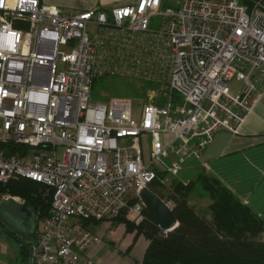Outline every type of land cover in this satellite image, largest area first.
<instances>
[{
    "label": "built area",
    "instance_id": "2783aa9c",
    "mask_svg": "<svg viewBox=\"0 0 264 264\" xmlns=\"http://www.w3.org/2000/svg\"><path fill=\"white\" fill-rule=\"evenodd\" d=\"M163 3L107 13L0 0V144L29 148L0 151V182L31 178L50 194L31 264H97L84 254L104 242L99 222L125 211L141 222L140 191L170 185L218 130L238 133L264 94V0ZM112 76L158 85L163 103L154 92L136 120L132 98L92 100Z\"/></svg>",
    "mask_w": 264,
    "mask_h": 264
},
{
    "label": "crops",
    "instance_id": "0c3cea01",
    "mask_svg": "<svg viewBox=\"0 0 264 264\" xmlns=\"http://www.w3.org/2000/svg\"><path fill=\"white\" fill-rule=\"evenodd\" d=\"M44 1L69 12L99 8L107 13H111L114 7L132 2V0ZM164 1L167 5H176L179 2ZM201 175H207L214 184L216 183L215 187L214 189L198 187L191 190L188 193L189 203L212 218L211 206L221 192L228 193L232 198L227 196V199L238 205V211L248 221L247 233L264 241V94L259 96L238 133L225 129L218 130L202 158L189 161L177 177L190 180ZM6 197L8 196L0 194V202ZM169 206L173 207V202H170ZM96 230L103 236L106 234V242L100 246H92L84 254V258L92 256L97 264H142L149 244L145 235L128 231L123 223L113 225L105 234L104 231L103 233L100 231L99 224ZM10 242L0 232V264L3 263V256L9 252ZM108 243L112 244V249L107 247ZM21 253V264H31L30 257L25 260Z\"/></svg>",
    "mask_w": 264,
    "mask_h": 264
},
{
    "label": "trees",
    "instance_id": "16d2710c",
    "mask_svg": "<svg viewBox=\"0 0 264 264\" xmlns=\"http://www.w3.org/2000/svg\"><path fill=\"white\" fill-rule=\"evenodd\" d=\"M163 4L167 5V2ZM106 80L97 78L94 88ZM0 151L6 155L26 154L29 148L5 143L0 144ZM215 184L207 175L190 180L174 177L170 185L162 184L159 179L150 184L149 190L164 202H173V213L179 225L167 233L147 208L144 219L139 223L122 217L127 211L117 217H121L120 222L128 231L143 234L149 240L142 264H264V241L247 233L248 221L238 211V205L227 199L228 193L221 192L211 206L212 218L189 203L191 190L198 187L214 189ZM42 187L45 186L31 178L21 177L7 184L0 182V194L9 193L23 198L36 210L40 226L51 210L50 202L42 197ZM21 251L23 258L28 260L29 250L24 248Z\"/></svg>",
    "mask_w": 264,
    "mask_h": 264
},
{
    "label": "rangeland",
    "instance_id": "374dc122",
    "mask_svg": "<svg viewBox=\"0 0 264 264\" xmlns=\"http://www.w3.org/2000/svg\"><path fill=\"white\" fill-rule=\"evenodd\" d=\"M162 22H163L162 16H155L152 21V26L155 28H159L162 26ZM105 79L107 80L103 82L102 85L96 86L93 89L92 100L94 101L104 100L109 96H124L128 98H132L133 99L132 113L134 119L136 120H140L141 118L143 103L151 102L152 100L150 98L151 94L155 92L153 101L156 103H161L162 99H164L160 87L158 85H155L154 83H149L141 79L139 80L132 77H123V76H112ZM228 85L232 93L236 94L242 90L244 83L243 81L239 80L237 77H234L229 81ZM40 191L42 193V197L46 199V201L49 203L50 194L47 191V188L42 187ZM5 195L14 196L17 199L20 197V196L11 195L9 193H5ZM122 217H127L129 219L134 220V215L129 212H126ZM120 218L111 221H100L99 222L100 231L103 233L104 229L106 228L104 231L105 234V232H107L113 225L122 223L120 222ZM105 235H104V242L101 243L100 245H103L106 242ZM7 239L9 238L7 237ZM9 240L11 241L10 242L11 244L8 243L9 252H7L4 255L5 257L3 256L2 264H21V259H22L20 256L21 249L19 248V245L15 241H12L11 239ZM35 241H36V237L34 236L31 238L30 242L34 243ZM107 247L111 249L113 248L112 244L110 243L107 244ZM91 258L93 259L92 256ZM98 258L101 259L99 256Z\"/></svg>",
    "mask_w": 264,
    "mask_h": 264
},
{
    "label": "water",
    "instance_id": "95a60500",
    "mask_svg": "<svg viewBox=\"0 0 264 264\" xmlns=\"http://www.w3.org/2000/svg\"><path fill=\"white\" fill-rule=\"evenodd\" d=\"M140 195L146 208L164 231H172L179 225L173 208L158 195L147 188L142 189ZM38 227V214L26 201L22 202L14 196H8L0 202V232L15 241L21 249H28L30 261L32 258L30 240L35 236Z\"/></svg>",
    "mask_w": 264,
    "mask_h": 264
},
{
    "label": "flooded vegetation",
    "instance_id": "af4514ba",
    "mask_svg": "<svg viewBox=\"0 0 264 264\" xmlns=\"http://www.w3.org/2000/svg\"><path fill=\"white\" fill-rule=\"evenodd\" d=\"M38 230V229H37ZM37 232V231H36Z\"/></svg>",
    "mask_w": 264,
    "mask_h": 264
}]
</instances>
